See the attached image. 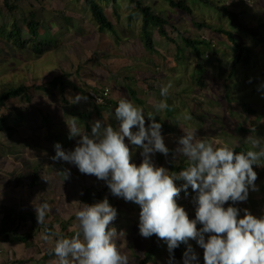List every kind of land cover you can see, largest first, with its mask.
I'll return each mask as SVG.
<instances>
[{
	"label": "trees",
	"instance_id": "obj_1",
	"mask_svg": "<svg viewBox=\"0 0 264 264\" xmlns=\"http://www.w3.org/2000/svg\"><path fill=\"white\" fill-rule=\"evenodd\" d=\"M2 1L4 5L0 6V55H7L4 47L11 44L18 50L30 51L33 56L40 57L67 43L69 32L73 36L78 35L81 24L90 22L93 25L91 33L101 37L107 50L114 51L122 57L129 55L136 60L146 58L152 65L151 69L137 71L134 68L129 70L128 67H123L121 72L124 74H120L119 79L116 80V83L121 79L124 81L121 86L125 87L126 98L132 103L139 104L137 107L146 104V99L138 94L140 89L148 93L157 92L160 90L159 80L161 78L166 75L175 76L181 73V76H186L188 82L186 85L180 82L175 86V89L180 91L181 104L186 107L189 116L195 117L198 121L200 126L197 127L201 129L202 135L219 138L231 137L237 141L241 136L253 135L264 138V90L258 87L251 89L255 86V79L249 81L246 72L242 73L240 78L236 75V71L244 67L249 69L254 64H262V61L258 59V54H264V34L258 29L247 26L245 21L240 18L241 15L221 0L201 1L225 11V17H230L235 26L247 35L251 44L240 43L236 34L227 29L222 21H219L220 12L206 7L200 2L195 5L190 4L188 0H167L169 3L165 0V2L171 9H179L185 13L181 15L184 22L186 18V23L189 24V21H191L193 27L198 28L201 32L208 30L210 35L211 32L217 31L228 37L233 44L231 52L226 54L230 62L228 70H225L220 62H215L210 66L202 63L203 55L213 46L209 36L202 33L199 37L195 36L192 34L191 27L187 24L182 25L184 30L180 31L183 32V35L178 36L179 28L176 25V20L171 17V15L173 16L172 12L159 5H148L145 0H70L69 4L78 6V9L73 10V7L55 9L50 17L40 16L38 7L31 4L23 18L18 16V10L23 0ZM199 5H202L206 10L205 14L197 12ZM162 9L163 13L159 12ZM8 13L14 16V19L9 22ZM79 13L84 14L86 19L80 21L78 18ZM194 15H197V20H193ZM139 21L142 22V27L139 29L135 41L140 43L146 52L143 50V54L137 56L129 54V49L126 46L129 38L126 33L133 27L138 31L136 24ZM181 40L185 42V45H181ZM117 44L118 47H116ZM174 46H176V50L173 54H170ZM188 47H191V49L184 53L183 50ZM204 47L206 49H203ZM252 48H256L257 52L252 53ZM191 54L193 55L191 56ZM72 57L75 64L71 71L59 72L48 80H41L40 83L30 85L20 83L9 91L0 90V122H2L0 131L5 132L0 135V139L6 140L10 138L9 136L14 137L17 130H20L19 135L15 138L24 147L26 144L28 145L31 155H33L32 144L29 143V138L36 137L37 145L41 142L40 136L26 125L23 116H21L23 108L18 109V113L2 110L7 106L8 101L20 97L25 98L27 104L35 109V128L47 132L51 143L55 146L59 142L65 151L74 150L76 146L75 138L69 139L67 120L76 119L81 129L89 134H91L92 126L96 121H100L104 126L119 124V121L115 118V108L120 97L113 96L112 92L108 105L96 106V109L81 111L76 115L75 112L68 113L66 111V106L71 105L68 98L70 89L80 90L82 95L90 98L91 92L105 90V87H107L105 75L110 72L100 62L99 58H94L92 62L88 61L98 71V75H93L98 83L93 86L85 83V89H78L74 81L76 77L74 72L80 75L85 66L81 58L75 53L72 54ZM262 69L264 70V66ZM187 85L194 87L193 90L201 96L194 91L185 94ZM167 104L169 107L163 112L167 116L177 119L176 108L172 106L170 100ZM13 117L19 120L18 126L12 123ZM176 122L178 126L174 130L179 131L184 123L181 119L176 120ZM168 133H170V130L162 131V134ZM221 145L220 142L216 144V146ZM237 145L240 148L245 146L244 143L240 142H237ZM48 148L51 150L54 148V152H56L55 147ZM53 162L54 160L50 159L36 165L32 180L25 178L24 173H20L18 181L24 188L31 189L43 175L48 176L43 165L46 166L48 163ZM185 166L184 161L178 164L173 162L169 164L170 171L177 173L182 171ZM2 182L0 180V188L4 184ZM175 183L178 187H181L183 198L191 196V186H189L186 193L182 188L185 183L183 180H177ZM45 184L47 189L51 190L46 180ZM79 186L83 194L82 203L88 204L100 201L102 195L110 191L107 184L101 191H97L93 186ZM5 200V192L0 193V244L9 243L13 247L19 245L18 247L37 249L40 242L33 240V237L34 235L41 237L38 235L41 234L43 225L38 224L36 214L24 211L21 204L17 208L13 207L16 205L6 203ZM109 201L117 209L118 214L122 202H113L112 193L109 195ZM131 219V216L126 217L122 221V226L131 222ZM23 227L30 228V232L21 234L19 229ZM47 228L48 233H57L48 223ZM66 229L67 225L60 234L69 238L76 231L68 232ZM138 229L139 223L133 224L126 231L133 233ZM16 230L18 234H16ZM64 231H67V234ZM51 240L55 242V236ZM183 248L184 243H181L170 254L168 247L164 250L159 240L153 236L140 250L137 248L132 250L131 258L135 260L134 264H153L157 257L161 255L165 264H180L183 257ZM1 255H3L2 252H0V264H7ZM46 259H52V255H47ZM20 261L27 262L29 258H23ZM199 262L204 264V252L201 254Z\"/></svg>",
	"mask_w": 264,
	"mask_h": 264
},
{
	"label": "clouds",
	"instance_id": "obj_2",
	"mask_svg": "<svg viewBox=\"0 0 264 264\" xmlns=\"http://www.w3.org/2000/svg\"><path fill=\"white\" fill-rule=\"evenodd\" d=\"M169 87L161 86L162 97L168 95ZM260 87L264 89V84ZM87 99L77 94L69 102L75 104ZM89 100L93 102L91 97ZM168 107L163 100L154 104L155 113L148 114L151 124L147 127L143 109L127 98H121L115 108L118 127L96 121L89 134L76 119L67 120L69 139H80L71 151H65L57 142L52 159L74 164L81 173L105 181L112 195L139 204L140 235L166 241L170 254L181 243L196 240L204 250V264H264V216H256L248 209L240 216V209L234 206L248 199L250 188L257 189L258 174L253 165L264 166L260 139L250 135L246 139L251 146L248 150L237 144L233 150L227 144L214 146L198 138L195 130L182 128L184 134L179 138L176 153L185 158L186 166L178 173L170 171L155 165L152 159L157 152L169 154L162 125L155 119ZM134 127L138 130L133 131ZM125 138L136 148H142L143 161L139 165L132 162ZM69 175L65 172L64 180ZM42 178L49 182L46 176ZM177 180L185 182L182 188L186 193L189 186L196 192L195 219L177 203L182 190L175 183ZM229 201L231 204L225 207ZM32 203L38 224L43 225L49 204L37 199ZM116 217L117 209L107 196L92 204L83 203L75 211L77 228L70 238L58 232H46L43 237L50 242L55 236L51 249L56 258L53 264H128L127 255L116 243L124 233L110 227ZM198 224L202 227L198 228ZM184 264H199L191 244L185 252Z\"/></svg>",
	"mask_w": 264,
	"mask_h": 264
},
{
	"label": "rangeland",
	"instance_id": "obj_3",
	"mask_svg": "<svg viewBox=\"0 0 264 264\" xmlns=\"http://www.w3.org/2000/svg\"><path fill=\"white\" fill-rule=\"evenodd\" d=\"M190 4L195 5L197 2H200L206 7L212 8L217 12H220V20L225 25V27L229 30H232L240 43H250L251 41L247 38L243 32H241L238 27L232 22L230 17H225L226 12L222 9H219L211 4L205 3L201 0H188ZM225 5L232 8V10L237 11L241 15V19L245 21L247 26L250 28L258 29L260 32L264 34V0H251L250 4L246 2V0H221ZM70 0H23L22 4L18 10V16L23 18L31 4H35L38 7V13L43 17H50L53 14V11L56 9H66L72 8L73 10L78 9V6H71L69 4ZM148 5H159L160 7L171 11L173 16L171 17L176 20V25L179 28L177 32L178 36H182L183 32L180 30H184L183 24H187L192 29V34L199 37L202 33L205 36H209L213 42V46L203 55L202 63L210 66L215 62H220L221 66L224 67L225 70H228L230 67V62L226 57V54L231 52L233 48V44L228 39V37L217 31L211 32L209 35L208 30H203L202 32L193 27L191 21L189 24L186 23L187 19L182 18L181 15L185 14L179 9H171L170 6L166 4L169 1L166 0H145ZM3 1L0 0V6H3ZM159 12L163 13V9ZM197 12L199 14H205L206 10L202 5L197 7ZM8 22L14 19V16L10 13L7 14ZM78 18L81 20H85L86 16L82 13H79ZM193 20H197V15L193 16ZM191 24V25H190ZM138 31L133 27L129 32L126 33V36L129 40L126 42L127 49H129V54L140 56L143 54L144 48L137 41V35L139 29L142 27V22H138L136 24ZM93 30V25L90 22L82 23L80 26V33L78 35L73 36L71 32L68 33V41L64 43L57 49L51 50L44 55L38 57L33 56L32 52L21 51L13 47L11 44H7V47H4L7 55H0V90H11L14 89L20 83H26L27 85L33 83H40L41 80H48L53 77L55 74L62 71H71L75 64V60L72 57V54L75 53L81 60L84 62V69L82 70L80 75H77L74 72L76 77L74 81L78 87V89H85L84 84L89 83V86H93L98 83L97 79L93 78V75H98V71L92 67V60L94 58H99L100 62L109 69V73L105 75V83L107 86V90L111 91L113 96H118L121 98H126L125 87L121 86L124 84V81L116 83V80L119 79L120 74L122 73L123 67H128L129 70L134 68L135 71L140 69H151L152 65L148 62L146 58H142L140 60H136L131 58L129 55L126 57L120 56L118 53H114V51H109L103 45L101 37L97 34L91 33ZM135 41V42H133ZM181 45H185V42L181 40ZM118 47V44L116 45ZM191 47H188L183 50L185 53L189 51ZM203 49H206L205 47ZM216 49V51H214ZM176 50V46L171 49L170 54H173ZM145 51V50H144ZM252 53L257 52L256 48L251 49ZM146 52V51H145ZM128 54V53H127ZM193 54H191L192 56ZM18 58V59H17ZM258 59L262 61L261 65H255L251 68H243L241 70L236 71V75L238 78L241 77V74L246 72L247 78L249 81H253L255 79V86L261 89V85L264 84V70L262 67L264 66V54H258ZM85 60V61H84ZM22 61V62H18ZM195 59L193 60V62ZM212 72V70H211ZM180 79V80H179ZM160 82V90L157 92L148 93L144 90H139L138 94L143 98H146L147 104L146 106L141 107V109H145V122L146 127L151 124V119L149 118V113H155L154 104L163 100L164 102H168L170 100L172 106L176 108V116L177 119L167 116L166 113L161 112L156 115L155 119L157 122L161 123L162 129L170 130L168 134H162L164 137V141L166 146L169 148V154L165 156L162 153L157 152L153 155L152 159L155 165H157V160L160 159L161 163L157 166H163L168 169L169 164L173 163H181L185 161V158L176 153L177 147H179V138L184 134L182 128H187L191 130H195L197 132L198 138L206 139L209 142H212L214 146L220 142V144H227L233 150H235L237 142L244 143L246 149L248 150L251 146L248 142H246L247 137H240L237 140H234L231 137H207L202 135L201 129L197 126L198 121L195 117L189 116L188 110L185 106L181 104V93L178 89H175L180 82L184 85L187 84L186 76L181 73L176 74L175 76H164L159 80ZM4 83H6L4 85ZM120 83V84H119ZM170 85L169 92L166 97L161 96V86ZM249 86V85H248ZM188 89V90H187ZM194 87H190L187 85L185 89V94L194 91ZM264 90V89H262ZM77 94H82L80 90L70 89L68 93V98L74 97ZM199 96L201 94L197 93ZM22 109V115L26 125L31 127L34 132L40 136L41 142L37 145L36 137H30L29 143L32 144V153L30 154L28 150V145L25 147L22 143H20L15 137H17L20 133V130L13 136H9V139H0V180L4 182L2 187L0 188V193L5 192L6 203L14 204L21 207L24 211H30L35 213V209L33 206V201L35 199L40 201H47L49 204V210L47 212L45 223L43 224V228L41 234L37 237L34 235L33 240L36 242H40L37 249L32 247L23 248L22 246L13 247L9 243L0 244V252L5 253L8 251L9 259L14 261L15 264H53V261L56 259L54 254L51 252V249L54 247V242L51 240L45 241L44 235L46 234L48 228L47 223L51 225L56 232L60 233L65 227L66 219L69 221V229L68 230H76L77 222L75 220V211L78 210L83 203H80V196L82 194V190L79 184H88L90 186H95L101 191L106 183L103 180L98 179L94 175L83 174L79 171L78 167L72 163L63 161V160H54L53 163H48L44 166V170L47 173V178L49 179L48 187L52 191H47L45 189V180L41 178L35 185L32 186L31 189H26L22 186V184L18 181L21 172H25V177H31V172L29 169L33 168L34 165H37L46 160H53L52 157L55 155L54 148L49 149L48 147H54L51 143V139L47 132H43L35 128L34 122V112L35 109L27 104L25 98H17L12 99L7 102V106L2 110H6L5 112H14L18 113V109ZM92 109V103L87 99V101H80L78 103L72 104L70 106H66V111L68 113L75 112V115L81 111H87L88 109ZM97 107L94 106V109ZM181 119L184 123V126L179 128V131L174 130L176 126H178L176 120ZM18 119L12 118V123L18 126ZM2 124V122H0ZM67 124V123H66ZM118 126V125H114ZM138 130L137 127L133 128V131ZM5 132L0 131V135ZM260 139L261 147H264V138L255 136ZM77 141L80 137H74ZM125 142L128 143L129 148L132 152V162L135 164H139L140 161L142 163L143 157L141 155L142 148H136L131 145V143L125 138ZM65 150V149H64ZM247 150H240V152H246ZM258 150V149H257ZM239 153V152H238ZM50 155V156H49ZM254 171H258L264 168V166L253 165ZM68 172L69 178L64 180V173ZM2 182V183H3ZM47 182V181H46ZM78 184V185H77ZM110 192V191H109ZM109 194V193H108ZM102 195L101 200L107 196L109 199V195ZM196 196V192L192 190L191 196L188 198H183L181 192L179 197H177V203L183 206L189 214L191 219H195L196 214V203L194 202V197ZM113 202H122V206L118 211L116 219L112 222L111 226H114L117 229V232H123L124 235L120 236L117 240V246L121 250V252L128 257V264H134L135 260L131 258L132 250L136 248H142L147 241H149L151 237H143L139 233V229L135 232H127L126 230L133 226V224L139 223L141 206L137 203L131 201H125L123 198L116 197L112 195ZM90 201V199H88ZM91 202V201H90ZM110 202V201H109ZM92 203V202H91ZM111 204V203H110ZM231 204V201L225 204V207H228ZM240 209V216L244 214L241 213L244 209H247L249 206L251 209L258 208L261 211L260 216H264V192H252L249 190L248 199L244 202H237ZM244 204V205H243ZM36 214V213H35ZM131 216V222L127 225L122 226V221ZM197 227H202V225L198 224ZM21 234H25L26 232H30V228H20ZM65 232V231H64ZM16 234L18 231L16 230ZM66 238V235H64ZM163 248L167 246L166 241H162ZM188 244L192 245V248L198 254V259L201 254L204 252L203 248L200 247L196 240H189ZM188 244L186 245V251L188 250ZM19 246V245H14ZM185 251V252H186ZM47 255H52V259H46ZM23 258H29V261L26 263H21L20 260ZM154 264H165L163 257L159 255L154 262ZM199 264H201L199 262Z\"/></svg>",
	"mask_w": 264,
	"mask_h": 264
},
{
	"label": "crops",
	"instance_id": "obj_4",
	"mask_svg": "<svg viewBox=\"0 0 264 264\" xmlns=\"http://www.w3.org/2000/svg\"><path fill=\"white\" fill-rule=\"evenodd\" d=\"M21 98V97H20ZM23 98V97H22ZM89 99V98H88ZM146 99V98H145ZM90 101V100H89ZM91 102V101H90ZM92 103V109H88V110H93V108H94V106H97V105H95L93 102H91ZM133 104L134 105H139V104H137L136 102H133ZM146 104H147V101H146ZM146 104H144V105H142V106H138L139 108H141V107H143L144 108V106H146ZM144 111H145V109H144ZM114 126V125H113ZM114 127H118V126H114ZM138 129V128H137ZM127 139V138H126ZM183 162V161H182ZM185 162V161H184ZM140 163H141V161H140ZM139 163V164H140ZM160 163H161V160L160 159H158L157 160V165H160ZM138 164V165H139ZM38 165V164H37ZM35 166L36 165H34V167L33 168H31V169H29L30 170V172H31V177H25V178H27V179H29V180H32V178H33V174H34V169H35ZM168 169L170 170V167H168ZM21 173H24L25 174V176H26V173L25 172H21ZM257 174H258V178H257V180H256V186H257V189L256 190H252L251 188H250V190H252V192H264V168L263 169H261V170H258L257 171ZM104 183H106L105 181H103ZM79 185H81V184H79ZM82 185H88V184H82ZM88 186H90V185H88ZM93 187H95V186H93ZM96 188V187H95ZM45 189L47 190V191H52V190H48L47 189V186H46V184H45ZM97 189V191H99L98 190V188H96ZM109 193V194H108ZM107 194L108 195H110V193L111 192H108ZM80 200V203H82V200H83V194H81V196H80V198H79ZM239 205L240 204H235L234 206L235 207H237V208H239ZM244 205V204H243ZM245 207H248L247 209L251 212V213H253L254 215H256V216H260L261 215V211H259V209L258 208H256V209H251V207H249V206H246V205H244ZM241 213H243L244 214V210L243 211H241ZM66 221V223H65V225H67V231L68 232H71V231H75V230H68L69 229V221L66 219L65 220ZM65 228V227H64ZM64 230V229H63ZM67 231H65L64 233L65 234H67ZM47 233H48V230H47ZM159 243L161 244V246H162V248H163V243H162V241H159ZM14 247H18V246H14ZM20 248V247H19ZM165 248H167V246L165 247ZM138 250H140L141 248H137ZM164 249V248H163ZM165 250V249H164ZM185 251H186V245L184 244V248H183V257H182V259H181V263L180 264H184V257H185ZM2 256V258L7 262V264H8V262H9V264H15V262H13L12 260H10L9 259V253L6 251L5 253H3V255H1ZM21 263H26V262H23V261H21ZM154 264V263H153Z\"/></svg>",
	"mask_w": 264,
	"mask_h": 264
},
{
	"label": "built area",
	"instance_id": "obj_5",
	"mask_svg": "<svg viewBox=\"0 0 264 264\" xmlns=\"http://www.w3.org/2000/svg\"><path fill=\"white\" fill-rule=\"evenodd\" d=\"M251 0H246L247 3H251ZM111 97V91L107 90V87L104 91H93L91 92V100L98 105H104L107 103V100Z\"/></svg>",
	"mask_w": 264,
	"mask_h": 264
}]
</instances>
